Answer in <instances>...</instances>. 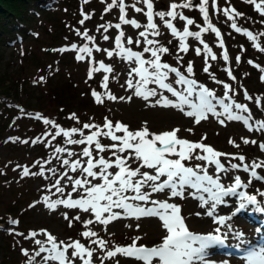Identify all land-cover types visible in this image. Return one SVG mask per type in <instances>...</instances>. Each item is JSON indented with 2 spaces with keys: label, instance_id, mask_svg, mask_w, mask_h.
Listing matches in <instances>:
<instances>
[{
  "label": "rangeland",
  "instance_id": "obj_1",
  "mask_svg": "<svg viewBox=\"0 0 264 264\" xmlns=\"http://www.w3.org/2000/svg\"><path fill=\"white\" fill-rule=\"evenodd\" d=\"M55 2L60 7L66 24L52 38L54 54L47 58L46 63L51 77L49 80L42 78L26 82L25 90L21 89L20 81L14 85L16 96H13L15 98L11 99V102L23 111L26 121L17 124L16 128H5L0 138V264H60V261L45 258V254L51 255L53 243L64 252L65 257H68L67 264H76L78 257L69 255L74 249L68 246L77 241L92 253L91 257L82 253L79 257L82 259L81 263L90 260L95 264L128 262L148 264L147 261L133 262L120 259L124 253H117L114 257H109L107 253L117 248H140L142 244L160 247L167 234L166 229L165 232L163 230L156 234L147 227L148 219L145 216L133 215L130 218L128 210L115 205L112 206L111 212L117 215L112 217L111 212L103 213L102 219L107 222L101 223L97 220L95 211L85 212L82 208H66L63 204L55 203L57 200L90 199L85 189L104 183L102 178L89 177L83 171L89 160H92L93 171L96 172L102 170L103 166L98 164L101 157L112 163L113 167L107 169V172L113 174L109 179H114L115 174L120 171L115 165L117 157L126 158L125 167L130 170L139 168L140 172L149 171L141 166L142 161L135 159L134 149L120 151L123 142L113 141L110 135H105L111 131L117 136L126 137V132L116 130L117 125H123L133 133L147 129L146 140H154L157 135L178 129L177 139L212 148L214 152L221 154L217 159L222 158L224 168L228 172L218 171L215 163L210 162L212 154L203 149L193 150L189 154L192 158L181 162L185 167L193 168L198 174H207L213 179L216 177V180L220 177L218 180L223 186L233 185L237 176L243 180L250 179L246 188L239 187L242 192L248 193L247 196L256 197L257 205L248 204L247 210L257 214L264 213V210H261L264 209V197L260 196V193L264 192V179L253 178L251 175V170L256 169L262 173L259 177H264V159L262 162L264 148L260 147L264 145V129L261 128V122H264V54L259 55L261 52L264 53L262 50L264 16L259 14L256 5L250 4L248 0H208V4L205 5L208 17L205 19L204 13L200 11L203 0H152V19L149 21L147 15L149 10L145 0H55ZM256 3H260V0H256ZM172 4L177 5L174 17L167 15L173 11ZM185 4H188V7H183ZM121 7L123 11L120 10ZM136 8H142L143 11L137 12ZM225 9L228 10L227 13ZM159 12L165 13L163 19L157 15ZM121 16L124 20H121ZM189 19L193 24L187 23ZM125 20H134L140 27L125 23ZM149 23L155 24L156 28H149ZM168 23L176 28L178 34H174L167 27ZM117 24L120 25L119 28L116 27ZM233 24L236 28L232 27ZM209 25L218 30L219 35L212 31ZM243 25H251L256 29L249 35ZM55 26L57 27L56 23ZM237 28L242 33H239ZM185 29L189 32H199V38L185 36L181 40ZM140 32H144L145 36H140ZM155 32H159V35H155ZM32 34L29 33V36ZM105 36L108 37L107 40L104 39ZM117 39L120 41L119 44ZM148 39L156 43L148 45L146 43ZM129 40L132 43H128ZM181 44L186 46L187 51L181 49ZM146 47L152 49L167 47L169 49L167 53H158L160 62L168 64L169 68H177L186 79L195 81V91L189 95L188 85L177 83L179 77L168 69L160 70L167 72L164 83L170 84L177 92L188 96L189 100L195 103H199V94H194L196 89L201 91L202 88H207L212 93L210 97L216 114L208 112L205 118L197 123V117L186 115L189 111L185 105L173 107L157 103L164 97L179 103V98L153 82L152 77L149 78V83L144 84L141 73L134 71L141 68L147 69V73L155 71L148 63L154 58L151 52H144ZM85 48L89 51H82ZM197 48L200 50L199 54L196 52ZM23 50L19 39L16 42L11 40L8 44H2L0 73L6 70L8 74L18 69L23 60ZM125 50L139 53L145 64L141 65L136 57L130 58ZM109 52L112 55H108ZM225 53L228 55L227 60H224ZM213 55L216 56L215 60L212 59ZM101 64L104 67H101ZM189 64L192 66V72L187 71ZM105 68H110L111 71H105ZM205 68L208 69L207 72ZM105 76L108 77L107 81L104 80ZM129 81L135 87H129ZM57 86L65 88L67 92L61 99L62 104L58 105L54 103L57 100L54 88ZM137 89L145 95L148 90L155 89L156 95L145 100L144 95L135 94ZM109 96L115 99H109ZM39 101H42L44 109L37 107L40 105ZM21 102L23 104H20ZM225 105L231 110L233 117L238 115L241 119H228ZM237 105L244 107L241 109ZM20 111L17 112L21 114ZM176 112L181 118L174 114ZM45 120L50 123H44ZM109 122L112 124L111 130L106 127ZM85 124L92 127L84 128ZM73 128L77 131L72 132ZM65 132L69 135H64ZM94 133L100 135L88 143L87 137ZM96 139L104 146L103 151L96 148ZM70 140H84L85 143L73 144L69 143ZM156 147L162 148L163 144L156 141ZM85 148L92 152L91 157L83 155ZM56 149L62 151L58 152ZM181 150L187 151V145L176 146V152ZM197 155L208 156L209 161L195 159ZM165 157L179 159L174 153H166ZM64 160H67L68 164H64ZM76 161H79V164L73 171L72 164ZM234 164L239 167L233 168ZM255 164H260L261 167H253ZM245 165L251 168L249 172L244 171ZM24 169H28V175L24 174ZM162 178L165 180V176ZM77 179L88 180L91 183L83 187L76 186L74 181ZM141 179L138 174L136 178H131V182L134 184ZM152 183L147 182L141 186V192L149 193V200L146 202L138 200L134 202L132 197L137 193L130 188L120 195L124 197L129 195L125 203L133 204V208L137 206L152 208L154 206L152 201H156V205L163 200L176 204L186 227L201 231L216 229L214 227L217 224L199 225L189 215V191L186 193L182 191L183 189L177 188L183 195L173 197L171 192L167 193L165 189L164 192H152L148 186ZM57 186L63 188V192L57 191ZM113 186L120 188L119 182ZM104 195L111 193L106 191ZM118 198L112 197L114 201ZM99 203L103 205L109 202L100 200ZM53 204L54 208L49 207ZM202 211L205 213V209ZM230 213L229 208L226 216L229 215L231 219H227L225 223L227 225L223 227L234 230L236 233L234 237L237 238V233L247 228L253 233L257 232L259 227L257 224L244 219V215L231 213V216ZM89 220L92 223H87ZM223 227H220L222 231ZM85 232L95 235L85 236ZM4 234L9 235V242L4 240ZM50 236L53 240H49ZM37 240L41 243L37 244L35 242ZM41 248L48 249L40 252ZM208 255L209 253L206 256ZM220 257L225 260V264H244L246 260L225 255Z\"/></svg>",
  "mask_w": 264,
  "mask_h": 264
},
{
  "label": "snow or ice",
  "instance_id": "obj_2",
  "mask_svg": "<svg viewBox=\"0 0 264 264\" xmlns=\"http://www.w3.org/2000/svg\"><path fill=\"white\" fill-rule=\"evenodd\" d=\"M148 8V18L149 21L152 19V9H153V2L152 0H145ZM250 4H255L257 9L264 13V0H260V3H256V0H248ZM208 4V0H203V4L200 5V11L204 13L205 19L208 17V12L205 7V5ZM111 7V5H110ZM183 7H188V4L183 5ZM171 8L173 11H170L167 13L169 16H175V9L177 8L176 4H172ZM123 11V8L120 9ZM137 12L143 11L142 8H136ZM225 12L227 13L228 10L225 9ZM161 17V19L164 18L165 13L159 12L157 13ZM121 20H124V17H120ZM125 23H131L135 25L137 28L140 27L139 24L136 23V21L132 20H125ZM83 23V21H81ZM188 24H193V21L191 19L187 20ZM117 28L120 27L119 24L116 25ZM149 28L155 29L156 25L149 23ZM167 27L172 30L174 34H178L176 31V28L171 24L168 23ZM233 28H236V25H232ZM209 28H211L212 31L216 32L217 35H219L218 30L215 28H212L211 25H209ZM237 31H240V29H236ZM207 31V29H206ZM155 35H159V32H155ZM123 35V33H121ZM251 35V34H249ZM140 36H145L144 32H140ZM185 36H196L199 38L200 33L199 32H189L187 29H185L183 35H181V40L184 39ZM254 38V37H253ZM104 39H108L107 36L104 37ZM120 41L117 39V44H119ZM128 43H132L131 40L128 41ZM146 43L148 45H152L153 43H156L155 41L148 39L146 40ZM181 49L184 51H187V48L185 45H180ZM208 46L205 44V48ZM264 50V49H262ZM82 51H89V49L85 48L82 49ZM128 52L129 57H136L139 59V62L141 65L145 64V61L143 59H140L139 53L131 52L130 50H125ZM169 49L167 47H160L158 49H152V48H144V52H151L152 57L154 58L151 61H148L155 70L152 73H147V69H134V71H138L141 73V78L144 84L149 83V78H154L155 83H158L161 88L167 89L168 92L172 93L173 96H176L179 98V103H174L173 101L168 100L166 97H164L162 100H158L157 103H163L165 106L171 105L173 107H181L182 105H189L193 110L186 113L189 117H197V123L200 122L201 119L205 118V115L207 112L215 113V108L211 103V100L209 99L210 96H212V93L208 91L207 88H202L199 93V103H194L189 100L188 96L182 95L181 93L177 92L170 84L164 83V80L167 78V72H161V69H168L169 72L175 73L179 80L177 83L181 84H187V92L189 95H192L195 91L194 85L195 81L188 80L184 75L180 73V71L175 68H169V65L164 63L162 64L160 62L161 58L158 53H167ZM210 51V50H209ZM197 54H199L200 50L196 49ZM108 55H112L111 52L108 53ZM80 59H83V57H79ZM212 59L215 60L216 56L213 55ZM228 59V55L225 53L224 60ZM101 67H104L103 64H101ZM105 71H111L110 68H105ZM206 72L208 71L207 68L204 69ZM188 72H192V66L191 64L187 67ZM104 80L107 81L108 77L105 76ZM129 87H135L132 85L131 81L128 82ZM106 86V85H105ZM227 87V85L225 86ZM135 94L137 96L144 95V98L147 99L149 96L156 95L155 89H150L147 92V95H145L143 92H141L139 89L136 90ZM93 95H96V93H93ZM109 99H115L113 96H109ZM225 107V112L228 114V119H241L240 116L233 117L231 115V110L228 108L227 105ZM237 107L243 109V105H237ZM44 123L48 124L50 121L45 120ZM221 123L223 121L221 120ZM84 128H90L92 127L89 124L83 125ZM107 128L110 130L112 129V124L109 122L106 125ZM261 128L264 129V122H261ZM117 131L123 130L127 133L126 137L117 136L113 134L111 131L108 133H105V135H110L111 140L113 141H122L123 147L120 148V151H125L126 149H134L135 151V159L142 161V167L146 169L154 170L155 174H149L148 171L140 172L139 168L135 170H130L129 168L125 167L126 158H120L117 157L115 165L117 168H119V172L115 174L114 179H109L110 176H112V173L107 172L108 168L113 167L112 163H110L108 160H105L104 158H100L98 161V164L103 166L102 170L99 172L93 171V162L92 160H89L87 162V167L83 168V171L87 173V176L89 177H100L103 179V184H96L93 185L91 188L85 189L90 199H79V200H57L56 204H63L66 208H82L85 212L89 211H95L96 218L101 223H106L107 221L102 219L103 213L111 212L112 206L115 205L118 208L126 209L130 213H137L140 215H147V216H155L159 217V220L163 222L162 227L166 229L167 234L164 236L163 243L160 247H154V248H137V249H121L117 248L115 251H110L107 253L109 257H114L117 255V253H124L125 255L132 256L136 255L138 259L145 260L148 262V264H152L153 258H157V264H191V261L194 256H197L199 258H203V252L204 249L209 245V243L212 242H218L219 238L214 236L209 237H195L193 234L188 230V228L184 224L183 217L179 215L180 209L178 205L173 203H167V202H161L156 207L152 208H143V207H135L133 208L132 205L125 203V200L128 199V197L121 196L120 193L127 191L129 188L132 189L135 193H137L136 196L132 197L134 200L139 201H148L149 200V193L148 192H141V186L144 183L147 182H153L149 185L152 192H163L164 189L168 188L171 190V195L173 197H179L183 195L181 191H178V185L174 182V179L176 177H179V186H185L189 185L191 188L195 189H201L204 192L211 193V198L214 201V203L211 204L210 210L207 211V215L209 217L213 216V213L216 208L217 203H223L222 197L228 196V195H236L237 188L239 187H246L247 185L241 184L240 177L235 178V184L234 186L225 188L222 184L219 183V180H213L211 176L203 175L199 176L197 173L193 170V168L185 167V165L181 162L182 160H186L190 157V153L195 149H203L208 153H211L213 157L220 156V153L214 152L212 148L196 143V144H190L186 140H180L176 138V132L177 130L165 132L161 135L155 136L154 140H146L145 137L148 135L147 129H143L138 132H129L128 129L123 125H117L116 127ZM72 132H76L77 129L73 128L71 130ZM64 135H69V133L65 132ZM100 135V133H94L93 135H90L87 137V142L91 143L97 137ZM132 141H135L133 143ZM156 141H159L161 144H163V147H156ZM248 143L249 141H245ZM69 143L73 144H84V140H70ZM251 143H256L255 141H251ZM177 145H187V151L181 150L179 152H176V146ZM95 146L97 149H100L101 151L104 150V146L101 145L100 141L98 139L95 140ZM112 147H116V145H112ZM260 147L264 148V145H260ZM56 151H62V149H56ZM166 153H174L179 157V159H168L165 157ZM83 155L86 157H91L92 152H90L87 148L84 149ZM195 159H203V160H209L208 156H199L197 155ZM240 159H243V157H240ZM210 162H214L216 164V168L218 171L225 172L227 169L224 168V166L220 163L218 159L212 160ZM64 164H68L67 160L63 161ZM79 164V161H76L72 164V170H76V166ZM233 168L239 167L238 165H232ZM255 168H260V164L253 165ZM249 170V166H244V171L247 172ZM24 174L28 175V169H24ZM140 175L142 179L140 181H136L134 184L131 182L132 177H136L137 175ZM167 176V179L163 181L162 183L156 184L155 182L160 180L161 177ZM253 177H257V173L253 171L251 173ZM194 178V179H193ZM257 179H264V177H257ZM203 181H207L209 185L212 187H203ZM117 182H119L120 188L117 189L113 185H115ZM76 186L83 187L85 184L91 183L88 180L81 181L79 179L74 181ZM59 184V181H57V185ZM213 188L217 189L218 191H213ZM75 190V189H74ZM57 191L63 192V188H60L57 186ZM110 192L111 195H104L105 192ZM195 195V194H193ZM117 196L119 197L117 200H113L112 197ZM261 197H264V192L260 193ZM240 197L242 200H246L248 204H256L257 200L255 196H247L243 193H240ZM200 200H203V197H199ZM100 200L108 201L107 204H100ZM154 205L157 204L156 201H152ZM205 204L208 203V201H204ZM245 203H240L239 207L236 209V212H240L246 208ZM49 207L54 208L55 204L49 205ZM264 210V209H261ZM199 215V213H197ZM117 214L115 212H112V217H115ZM79 219V217H77ZM226 219H231V217H224L221 216L218 218L217 223L224 224ZM87 223H92L91 220L87 221ZM219 231V229H217ZM35 236V233L32 234ZM85 236L95 235V233L85 232ZM240 235V234H237ZM199 239L201 241L199 248H193L192 243ZM49 240H53V237H49ZM191 241V242H190ZM37 244H40L41 242L39 240L35 241ZM103 243V241H101ZM69 248L74 249L73 252H71L70 256H77L81 257L82 253H86L88 257L92 256V253L85 249L82 244L79 243V241L75 242L72 245L68 246ZM57 246L55 243H53V250H56ZM79 251H76V250ZM46 251V249L41 248L40 252ZM67 251V248L65 249ZM25 255L27 256V252H25ZM37 255H39V252H37ZM52 259L59 260L60 264H67L68 257H65L64 252L56 250V254L52 256ZM85 264H90V261H85ZM250 264H264V249H261L260 253H253L252 257L250 258Z\"/></svg>",
  "mask_w": 264,
  "mask_h": 264
},
{
  "label": "trees",
  "instance_id": "obj_3",
  "mask_svg": "<svg viewBox=\"0 0 264 264\" xmlns=\"http://www.w3.org/2000/svg\"><path fill=\"white\" fill-rule=\"evenodd\" d=\"M60 13V7L55 0H0V46L19 39L24 48L21 66L12 73L7 74L6 70L0 73V138L5 128H16L17 124L26 121L23 111L11 102V99L15 98L13 96H16L14 85L20 81L21 89L25 90L26 82L42 78L49 80L48 78L51 77L46 63H48L47 58L54 54L52 38L66 24ZM259 14L264 16L261 11ZM243 28L248 34L256 29L251 25H243ZM29 33L33 34L29 36ZM261 54L264 53H259ZM1 56L0 54V58ZM58 86L54 88L56 105L62 104L61 99L67 93L65 88ZM16 92L18 93V90ZM38 104L40 105L37 107L44 109L42 101ZM3 237L6 242L10 241L8 234H4Z\"/></svg>",
  "mask_w": 264,
  "mask_h": 264
},
{
  "label": "bare ground",
  "instance_id": "obj_4",
  "mask_svg": "<svg viewBox=\"0 0 264 264\" xmlns=\"http://www.w3.org/2000/svg\"><path fill=\"white\" fill-rule=\"evenodd\" d=\"M184 88V87H183ZM182 88V89H183ZM140 89V88H139ZM146 90V89H145ZM142 91H144V90H142ZM195 94V93H194ZM183 95V94H182ZM144 97V96H143ZM142 97V98H143ZM150 97V96H149ZM140 98V97H139ZM176 98V97H175ZM192 98V97H191ZM146 100V99H145ZM154 101V100H153ZM192 101V100H191ZM192 102H194V101H192ZM197 102V101H196ZM195 103V102H194ZM178 104V103H177ZM198 104V103H197ZM185 106H186V108H187V111H192L193 109L189 106H187L186 104H185ZM181 109V108H180ZM185 110V109H184ZM179 111V110H178ZM183 111V110H182ZM184 112V111H183ZM208 113V112H207ZM177 117H179V118H181V116H180V114L179 113H174ZM214 114V113H213ZM215 115V114H214ZM132 157H134V156H132ZM209 161V160H208ZM211 161H212V159H211ZM251 164V163H250ZM208 166V165H207ZM201 167V166H200ZM203 167H205V166H203ZM212 167V166H211ZM209 168V167H208ZM213 168V167H212ZM241 169V168H240ZM243 169V168H242ZM232 171V170H231ZM143 172V171H142ZM149 174L151 175V174H155L154 173V170H151V169H149ZM216 172V171H215ZM228 172V171H227ZM249 172V171H248ZM241 173V172H240ZM216 174V173H215ZM198 175V174H197ZM222 175V174H221ZM199 176H203V175H199ZM136 178V177H135ZM220 178V177H219ZM254 178V177H253ZM167 179V176L165 175V180ZM194 179V178H193ZM162 177L160 178V180H158V181H156L155 183L156 184H159V183H162L163 181H165ZM174 182L178 185V188H180V189H183L182 191L183 192H186V191H189L190 192V198H189V204H188V207H189V209H188V212H189V215H191V217H192V219L193 220H195L198 224L200 223V224H203V225H205V226H212L213 224H216L215 222H214V217L215 216H218L217 217V219L219 218V217H221V216H224V217H226V214H227V212L229 211V208H230V205H231V201L234 199V198H236L237 197V194L236 195H229L230 197H232L231 198V200H230V203H227V201H228V199H227V196H224V197H222V201H223V203H217L216 204V208H215V211H214V213H213V216H211V217H209L206 213H207V211L208 210H210V206H211V204L212 203H214V201L212 200V198H211V195H208V194H203L204 193V191L202 190V188L201 189H195V188H191V186H189V185H185V186H179V177H178V179H174ZM118 183V182H117ZM203 183V187H206L207 186V184H208V182L207 181H203L202 182ZM229 183H231V182H229ZM103 184V183H102ZM149 186V185H148ZM231 187V186H230ZM244 187V186H243ZM142 188V187H141ZM131 189V188H130ZM147 189V188H146ZM150 191V190H149ZM165 191L167 192V193H170L171 192V190L170 189H168V188H166L165 189ZM181 191V190H180ZM164 192V191H163ZM236 192H237V190H236ZM124 193V192H123ZM159 193V192H158ZM187 193V192H186ZM107 194V193H106ZM109 194V193H108ZM122 194V193H121ZM164 194V193H163ZM193 194H195V195H193ZM86 196V195H85ZM127 196H129V195H127ZM126 196V197H127ZM167 196V195H166ZM165 196V197H166ZM114 197V196H113ZM160 197V196H159ZM199 197H203V200H200L199 199ZM82 198V197H81ZM153 198V197H152ZM164 198V197H163ZM167 198V197H166ZM208 201V203L207 204H205L204 203V201ZM139 201V200H138ZM167 201V200H166ZM134 202H135V200H134ZM145 202V201H144ZM162 202V201H161ZM161 202H159V203H161ZM163 202H164V200H163ZM138 203V202H137ZM151 203V202H150ZM133 205V204H132ZM153 205V204H152ZM155 206H157V205H154L153 207H155ZM113 207H115V206H113ZM205 209V213H202V212H204V211H202V210H204ZM121 211V210H120ZM44 213H45V211H44ZM112 213V212H111ZM197 213H199V215L197 214ZM202 213V214H201ZM46 214V213H45ZM48 214V213H47ZM196 214H197V216H196ZM108 215V214H107ZM112 215V214H111ZM129 215L131 216L130 218H132V216L133 215H140V214H137V213H130L129 212ZM136 216V217H137ZM143 216H145L147 219H148V222H147V227H150L151 229L150 230H152L153 232H155L156 234H159L161 231H163L164 230V228L162 227V224H163V222L162 221H160L159 220V217H155V216H147V215H143ZM135 217V218H136ZM140 217V216H139ZM229 217V216H228ZM126 219V218H125ZM124 219V220H125ZM122 220V219H121ZM121 220H119V221H121ZM227 220V219H226ZM138 221V220H137ZM141 221V220H140ZM146 221V220H145ZM245 221V220H244ZM117 222V221H116ZM237 222V221H236ZM110 223V222H109ZM244 223V222H243ZM146 224V223H145ZM199 224V225H200ZM110 225V224H109ZM219 224L217 223V225H215V226H218ZM224 225H227V224H222L220 227H223ZM120 227V226H119ZM145 228V227H144ZM143 228V229H144ZM145 230V229H144ZM147 230V229H146ZM223 230H224V232H225V234L227 235V236H230V237H232V236H234V230H232V229H229V230H227V228L225 227H223ZM149 231V230H148ZM236 231V230H235ZM164 232H165V230H164ZM44 236V235H43ZM46 238V237H45ZM37 239V238H36ZM48 240V239H47ZM33 241V240H32ZM43 241V240H42ZM33 243V242H32ZM69 243V242H68ZM227 243H232V241L231 242H229V241H227ZM45 244H46V242H45ZM64 245V244H63ZM66 246V245H65ZM161 246V245H160ZM192 246H193V244H192ZM216 246H220V245H216ZM46 250L48 249V248H45ZM50 250V249H49ZM56 250H58V251H61V249L59 248V247H57V249ZM56 250H53V247L51 246V255H47V254H45L46 256H45V258L47 257V259L48 260H52V256H54L55 254H56ZM52 251H55V253H52ZM99 251V250H98ZM63 252V251H62ZM107 252V251H106ZM105 252V253H106ZM102 255V254H101ZM106 255V254H105ZM50 256V257H49ZM99 257V256H98ZM105 257V256H104ZM122 257V256H121ZM72 258V257H71ZM96 258V257H95ZM39 259V258H38ZM74 259V258H73ZM98 259V258H97ZM109 259V258H108ZM120 259H122V260H125L126 261V259H128L129 261H137V262H139V261H145V260H141V259H138L137 258V256L136 255H132V256H128V255H126V256H124V254H123V257L122 258H120ZM76 260V259H75ZM93 260V259H92ZM96 260V259H95ZM103 260V259H102ZM156 260H157V258H153V261H152V264H157V262H156ZM245 259H243V261H244ZM54 261H56V262H58L59 260H54ZM81 261H82V259H79V257H78V259H77V261H76V264H85V262H82L81 263ZM85 261V260H84ZM86 261H90V260H86ZM101 261V260H100ZM118 262V261H117ZM116 263V262H115ZM125 263V262H124ZM144 263V262H143ZM147 263V262H146ZM90 264H95V262L94 261H90ZM100 264V263H99ZM114 264V263H113ZM128 264H129V262H128ZM145 264V263H144ZM191 264H225V260L222 258V257H220V256H218V255H213V256H211V255H208V257H203L202 259L201 258H199V257H197V256H194L193 257V259H192V261H191ZM244 264H250V260H245L244 261Z\"/></svg>",
  "mask_w": 264,
  "mask_h": 264
}]
</instances>
